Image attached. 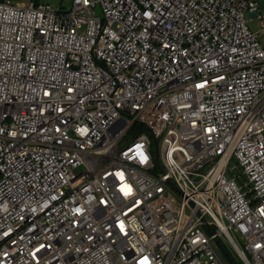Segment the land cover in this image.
<instances>
[{
	"label": "built area",
	"instance_id": "2783aa9c",
	"mask_svg": "<svg viewBox=\"0 0 264 264\" xmlns=\"http://www.w3.org/2000/svg\"><path fill=\"white\" fill-rule=\"evenodd\" d=\"M263 1L0 0V264H264Z\"/></svg>",
	"mask_w": 264,
	"mask_h": 264
},
{
	"label": "rangeland",
	"instance_id": "374dc122",
	"mask_svg": "<svg viewBox=\"0 0 264 264\" xmlns=\"http://www.w3.org/2000/svg\"><path fill=\"white\" fill-rule=\"evenodd\" d=\"M43 1H46V2H50L51 4H53L57 9L59 8H69L71 5H72V0H43ZM260 10L262 13H264V1L261 3L260 5ZM250 26L253 30H259V25H258V21L256 20H253L250 22ZM259 39L260 41H263L264 39V32L259 34ZM233 164V163H232ZM235 172L239 173V169L238 170H235ZM226 246L227 248L230 250V252L236 257L233 249L231 248V246L226 243ZM237 258V257H236ZM238 261L243 264L239 258H238Z\"/></svg>",
	"mask_w": 264,
	"mask_h": 264
},
{
	"label": "water",
	"instance_id": "95a60500",
	"mask_svg": "<svg viewBox=\"0 0 264 264\" xmlns=\"http://www.w3.org/2000/svg\"><path fill=\"white\" fill-rule=\"evenodd\" d=\"M156 161L159 164L160 168L162 169V164L160 162V158L158 155H156ZM218 243L222 249V252L224 255L227 257V259L232 263V264H239L238 261L231 255L227 247L224 245V243L221 240H218Z\"/></svg>",
	"mask_w": 264,
	"mask_h": 264
},
{
	"label": "trees",
	"instance_id": "16d2710c",
	"mask_svg": "<svg viewBox=\"0 0 264 264\" xmlns=\"http://www.w3.org/2000/svg\"><path fill=\"white\" fill-rule=\"evenodd\" d=\"M16 1H20V0H16ZM36 2H40L41 0H34ZM239 264H241L239 261H238Z\"/></svg>",
	"mask_w": 264,
	"mask_h": 264
}]
</instances>
